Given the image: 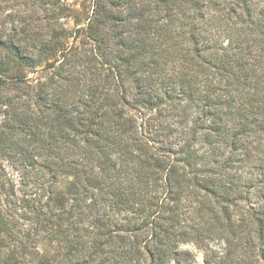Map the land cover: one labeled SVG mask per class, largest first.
I'll use <instances>...</instances> for the list:
<instances>
[{
  "label": "trees",
  "instance_id": "obj_1",
  "mask_svg": "<svg viewBox=\"0 0 264 264\" xmlns=\"http://www.w3.org/2000/svg\"><path fill=\"white\" fill-rule=\"evenodd\" d=\"M191 248L264 264V0H0V264Z\"/></svg>",
  "mask_w": 264,
  "mask_h": 264
},
{
  "label": "rangeland",
  "instance_id": "obj_2",
  "mask_svg": "<svg viewBox=\"0 0 264 264\" xmlns=\"http://www.w3.org/2000/svg\"><path fill=\"white\" fill-rule=\"evenodd\" d=\"M61 23L63 24V26L67 27V28H71L73 26L72 24V20L67 19L65 20L63 17L60 19ZM83 25L82 21L81 24ZM28 76L34 80V82L36 81V79L40 76V74L37 71L34 70H30L28 72ZM6 170L8 171V177L9 179L7 180L6 184H5V188L7 189V191H9L11 194V198L12 200L14 199H19V197H21L23 190H22V186L25 185V183H27L28 179L22 180L19 178L18 173L10 168L9 166H7L6 164ZM218 247V246H215ZM194 251V260L190 263V264H206L205 261L203 260V252L202 250H198V249H194L191 248Z\"/></svg>",
  "mask_w": 264,
  "mask_h": 264
}]
</instances>
